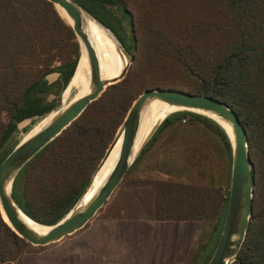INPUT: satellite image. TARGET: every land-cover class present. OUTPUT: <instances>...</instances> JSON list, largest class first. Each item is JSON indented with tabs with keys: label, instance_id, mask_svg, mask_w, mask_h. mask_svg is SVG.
I'll list each match as a JSON object with an SVG mask.
<instances>
[{
	"label": "trees",
	"instance_id": "trees-1",
	"mask_svg": "<svg viewBox=\"0 0 264 264\" xmlns=\"http://www.w3.org/2000/svg\"><path fill=\"white\" fill-rule=\"evenodd\" d=\"M72 1L115 32L133 58L130 74L23 169L13 200L39 224L60 223L89 189L139 96L174 86L229 104L246 128L254 211L234 264H264V0ZM60 12L47 0H0V165L20 144L14 136L21 124L43 122L59 109L78 69L81 46ZM201 137L220 151L223 173L208 168L194 146ZM158 145L163 158L150 160ZM233 158V143L218 123L176 112L119 188L154 190L155 221L204 222L210 230L185 264H208L224 227ZM141 168L163 178L142 179ZM30 246L0 211V264H19Z\"/></svg>",
	"mask_w": 264,
	"mask_h": 264
},
{
	"label": "water",
	"instance_id": "water-1",
	"mask_svg": "<svg viewBox=\"0 0 264 264\" xmlns=\"http://www.w3.org/2000/svg\"><path fill=\"white\" fill-rule=\"evenodd\" d=\"M47 1L52 3L59 12V9L64 10L71 19L72 23H69V21L60 12L62 17L73 27L82 51L84 49L87 53L90 64L91 82L94 90L90 95L78 100L68 109L60 113L37 135L28 141L24 140L21 142L0 165V211L4 221L19 237L35 247H47L52 244L59 243L83 230L114 196L121 183L124 181L126 175L145 148L147 143L144 145L140 153L136 155V143L140 129L141 113L149 101L159 99L175 107L182 108V111L197 113L210 119L212 118L205 113L216 115L229 124L234 131L235 138L233 140L226 128L215 119H212L218 123L230 137L231 142L233 143L234 158L229 202L224 227L216 251L208 263L234 264L246 241L251 218L253 216L256 185L254 165L250 157V142L248 139V133L239 115L229 104L212 97L192 95L172 90L155 89L145 91L133 104L124 123L122 124L120 132L117 134L113 144L99 167L100 169L107 156L116 146L120 137L123 136L124 139L118 162L104 186L99 190L98 194L93 198L90 204L85 209L78 210L80 201L74 210H72L66 218L55 226H45L38 223L41 226L51 228V231L45 235L37 234L22 221L20 213L25 215L30 220L32 219L28 217L16 204L12 198V193L8 195V188L11 186L13 189L15 180L23 169L39 153L60 137L75 121H77L90 107V105L98 101L110 86H113L124 79L133 63L131 54L124 47L120 39L117 38L115 32L100 23L83 7L72 0ZM88 18L94 20L103 29L110 31L116 39L122 43L120 44L123 45L122 47L130 63L129 67L117 80L111 82H104L102 80L98 52L88 31ZM166 119L167 118H165L164 121ZM164 121H162V123ZM162 123H160V125ZM4 215L8 221L5 220ZM33 222L35 221L33 220Z\"/></svg>",
	"mask_w": 264,
	"mask_h": 264
},
{
	"label": "crops",
	"instance_id": "crops-1",
	"mask_svg": "<svg viewBox=\"0 0 264 264\" xmlns=\"http://www.w3.org/2000/svg\"><path fill=\"white\" fill-rule=\"evenodd\" d=\"M200 225L207 226L204 222L155 221L153 215L105 222L79 238L47 247L30 246L19 264L186 263L194 248L189 245L193 234L188 233H195Z\"/></svg>",
	"mask_w": 264,
	"mask_h": 264
},
{
	"label": "bare ground",
	"instance_id": "bare-ground-1",
	"mask_svg": "<svg viewBox=\"0 0 264 264\" xmlns=\"http://www.w3.org/2000/svg\"><path fill=\"white\" fill-rule=\"evenodd\" d=\"M60 10L67 18L69 23H72L67 13L62 9ZM88 31L91 36L92 42L98 52L102 80L104 82H111L119 79L124 73V71L129 67L130 63L122 45L110 31L103 29L100 25H98L94 20L90 18H88ZM74 86H80L82 87V89L84 87V90L78 100L90 95L94 90L90 76V64L87 53L84 49L82 51V57L80 59L78 69L67 89L66 94H69V90H71V88H73ZM78 100H76L75 102H77ZM182 110V108L175 107L159 99L149 101L145 105L141 113L140 129L136 143V155L140 153V151L142 150L146 142L149 140L153 132L160 125V123L164 121L165 118H167L173 113L180 112ZM56 112H54L47 119L38 124L35 129L32 130L34 131L33 137L39 132H41L44 128H46L54 120V118L58 114ZM205 114L221 123L234 140V131L229 124L224 122L221 118L216 115L208 113ZM123 139L124 137L121 136L112 152L107 156V158L103 162L101 168L94 177L91 187L81 200L78 206V210L85 209L93 200V198L98 194L99 190L104 186L105 182L107 181L108 177L110 176L118 162L123 144ZM25 141L27 140L25 139ZM11 191L12 188L10 186L8 188V195L11 194ZM20 217L22 221L37 234L45 235L49 231H51L50 227L41 226L38 223L33 222V220L28 219L25 215L21 213ZM4 218L6 221H8L5 215Z\"/></svg>",
	"mask_w": 264,
	"mask_h": 264
},
{
	"label": "rangeland",
	"instance_id": "rangeland-1",
	"mask_svg": "<svg viewBox=\"0 0 264 264\" xmlns=\"http://www.w3.org/2000/svg\"><path fill=\"white\" fill-rule=\"evenodd\" d=\"M129 74H130V70L128 74L126 75V77L122 79L119 83L123 82L128 77ZM57 77L58 75H53L50 77V79L51 81H54L57 79ZM174 88L175 87L172 86V87H163L162 89L160 88L159 89L160 90H172L173 89L172 91H174ZM83 90H84V87L82 89V87L80 86H74L73 88H71V90H69L68 92L69 94H66L67 92L66 91L64 94V99L62 100V104L56 112L58 113L57 116L63 111H65L66 109H68L76 100H78ZM41 121L42 120L28 121V122H24L23 124H21L18 132L14 136V140L21 143L25 139L27 141L31 139L33 137V132H34L32 130ZM121 127L118 133L120 132ZM159 127L157 128L155 132H153L149 140L146 142L147 144L150 142L152 137L158 131ZM210 141L207 140V137H201V140L198 139L194 146L197 147L200 150V152L203 154L204 158L210 162V164L208 165V168L211 166V170L214 171L217 175V173H221V172L223 173V164H222L221 157H220V151L215 147V143L210 142ZM7 151L8 150H6L5 152ZM155 151L157 152L155 153L154 157L150 160L157 161L156 157L158 155H159V159H162L163 158L162 155L165 152V150L162 149L160 145H158L155 148ZM139 176L142 177V179H144V177L152 178L155 180L163 178L162 176H159L156 172L153 174L148 172L145 168H141V175ZM153 213H154V190L152 189L136 190V189H129L128 187L122 188V189L119 188L114 194V196L110 199V201L106 204V206L102 209V211H100L97 214V216L83 230H81L80 232L66 239H69L72 237L74 238L82 237V235H85V233H88L90 231H95V227H99L100 224L105 223V222L130 221L133 219L137 220L139 217L140 218L150 217L153 215ZM196 228L194 230V232L196 231L195 233H193L192 231L188 233V235L193 234L192 241H190L189 245L192 244L194 248H197L200 240L202 239L205 240V236L208 234L210 230L209 227L206 226L205 228V226L203 225L197 226ZM189 240H190V236H189ZM160 264H164V263H160ZM173 264H185V262L184 263H173Z\"/></svg>",
	"mask_w": 264,
	"mask_h": 264
}]
</instances>
